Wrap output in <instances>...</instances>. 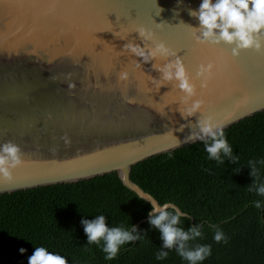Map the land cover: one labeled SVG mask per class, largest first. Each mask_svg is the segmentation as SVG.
<instances>
[{
	"label": "water",
	"instance_id": "obj_1",
	"mask_svg": "<svg viewBox=\"0 0 264 264\" xmlns=\"http://www.w3.org/2000/svg\"><path fill=\"white\" fill-rule=\"evenodd\" d=\"M201 2L0 0V145L17 144L24 160L0 178V196L111 174L150 195L132 181L135 165L199 142H184L199 119L225 130L264 112V49L197 43L188 10ZM140 28L153 34L145 45L173 55L144 62L128 51L143 46ZM177 58L203 101L187 120L177 82L153 67ZM209 63L211 75H197Z\"/></svg>",
	"mask_w": 264,
	"mask_h": 264
},
{
	"label": "trees",
	"instance_id": "obj_2",
	"mask_svg": "<svg viewBox=\"0 0 264 264\" xmlns=\"http://www.w3.org/2000/svg\"><path fill=\"white\" fill-rule=\"evenodd\" d=\"M232 161L209 159L203 141L146 160L131 179L159 204L173 203L188 217L180 227L198 226L203 238L190 248L211 245L198 264H264V196L249 191L264 183V112L223 130ZM255 165L258 178L250 175ZM260 201L261 207H254ZM151 205L127 189L116 174L72 184L35 188L0 196V264H28L35 247L64 256L68 264H188L175 248L165 249L160 232L148 223ZM172 211V209H169ZM105 215L109 227L140 232L141 239L106 260L101 246L88 244L82 220ZM227 242L216 243V230ZM25 251L21 253L19 250ZM167 251L163 260L156 253Z\"/></svg>",
	"mask_w": 264,
	"mask_h": 264
},
{
	"label": "clouds",
	"instance_id": "obj_3",
	"mask_svg": "<svg viewBox=\"0 0 264 264\" xmlns=\"http://www.w3.org/2000/svg\"><path fill=\"white\" fill-rule=\"evenodd\" d=\"M159 9L160 12L163 11V9ZM188 13L199 22L198 26L190 25L194 29L193 38L199 44L233 45V55H238L243 49H254L257 52L264 49V0H215V2L202 0L197 9H189ZM137 33L143 40V46L129 41L125 44V48L135 56L142 58L144 62L153 61L157 56L166 58L173 55L163 42L157 43L155 47L144 44V41L152 40L151 32L140 28L137 29ZM153 67L161 74L162 81H176L175 86L184 94L182 101L187 106L178 109L181 117L187 120L202 110L203 101L192 99L196 96V87L179 58L169 60L160 66L153 65ZM212 68L211 63L202 65L197 75L205 73L211 75ZM189 101H191L190 104H188ZM183 127L184 125L181 129ZM223 127L221 122L213 121L210 118L199 119L195 124L196 130H192L191 126V131L184 138V142L203 141L209 159L224 163L222 157H228L232 161L233 150L225 138ZM22 163H24L23 153L17 144L9 141L0 145V178L10 179L12 170ZM250 165V175L253 178H258L255 165L252 162ZM249 191H255L257 195L264 196V183L257 185L253 179ZM137 197L151 203L148 223L159 230L163 248H175L179 256L188 264H198L211 255V245L189 247V242L203 238V233L198 226H192L187 230L179 226L181 218L188 216L176 205L158 204L154 198L144 193H140ZM254 207L260 208L261 202L255 201ZM81 223L88 244L101 246V242H103L102 251L105 253L106 260L116 258L121 247L125 244L141 239L140 232L134 226L131 231L122 226L109 227L105 215H98L93 220L84 219ZM213 239L216 243L227 242V237L219 229L216 230ZM19 251L23 253L25 249L21 248ZM167 256V251L156 253L157 260H163ZM28 264H68V261L64 256L50 252L44 247H35L32 255L28 257Z\"/></svg>",
	"mask_w": 264,
	"mask_h": 264
}]
</instances>
